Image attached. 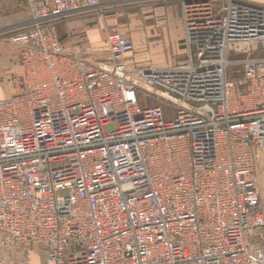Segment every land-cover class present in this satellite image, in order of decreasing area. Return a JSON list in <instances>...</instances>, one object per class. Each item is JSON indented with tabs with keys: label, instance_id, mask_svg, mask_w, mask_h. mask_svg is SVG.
Segmentation results:
<instances>
[{
	"label": "built area",
	"instance_id": "obj_1",
	"mask_svg": "<svg viewBox=\"0 0 264 264\" xmlns=\"http://www.w3.org/2000/svg\"><path fill=\"white\" fill-rule=\"evenodd\" d=\"M26 1L29 25L0 32L21 69L0 98V254L264 264V4L183 1L186 62L139 67L118 26L106 61L61 41L60 23L101 0Z\"/></svg>",
	"mask_w": 264,
	"mask_h": 264
},
{
	"label": "crops",
	"instance_id": "obj_2",
	"mask_svg": "<svg viewBox=\"0 0 264 264\" xmlns=\"http://www.w3.org/2000/svg\"><path fill=\"white\" fill-rule=\"evenodd\" d=\"M30 20L26 0H0V32L14 31L29 25ZM112 26H118L134 43L133 52L126 55L128 63L164 67L186 62L179 0H101V6L93 11L64 19L58 32L61 41L77 53L106 61L110 54L106 37L108 27ZM3 47L8 50L6 45H1ZM1 54L0 80L4 81L21 69L19 65L11 67L16 64L17 55ZM12 70L14 72L9 73ZM256 172L264 212V148L258 152ZM0 264L52 263L41 247H31L23 253L0 254Z\"/></svg>",
	"mask_w": 264,
	"mask_h": 264
},
{
	"label": "rangeland",
	"instance_id": "obj_3",
	"mask_svg": "<svg viewBox=\"0 0 264 264\" xmlns=\"http://www.w3.org/2000/svg\"><path fill=\"white\" fill-rule=\"evenodd\" d=\"M183 1H185V0H179L181 18H182V6H183L182 3H183ZM250 1H254V2H258V3L264 4V0H250ZM108 28H110V27H108ZM5 49H6V47L1 48V52L3 50L1 56H6V55L12 56L13 54L17 55L16 49H14L12 47H8V46H7L8 50L6 51ZM249 56H252V55L250 53H248V52H240V53H237V54L236 53H231L230 54V58L233 59V60L246 59ZM15 65H17V60H16V64H14V65L12 64L11 67L12 66L15 67ZM241 70L243 71V68H241V66L239 64H234L232 66V68L230 69L231 76L233 78H243L244 74H242ZM13 72L14 71L12 70L9 73H13ZM5 81L6 82L9 81L8 77L4 81L0 80V84L4 85V87L2 89H0V98L11 97L13 95V93H14V89H13L12 84L11 83H6ZM147 103L151 104V105H163V107H165V109H168L167 107H169V105H170L169 102H167L165 100H162L161 98H153L152 100H149ZM147 103L143 102L142 104H147Z\"/></svg>",
	"mask_w": 264,
	"mask_h": 264
},
{
	"label": "bare ground",
	"instance_id": "obj_4",
	"mask_svg": "<svg viewBox=\"0 0 264 264\" xmlns=\"http://www.w3.org/2000/svg\"><path fill=\"white\" fill-rule=\"evenodd\" d=\"M197 6H198V5H196V6H192L191 11H196V10H194V9L197 8Z\"/></svg>",
	"mask_w": 264,
	"mask_h": 264
}]
</instances>
